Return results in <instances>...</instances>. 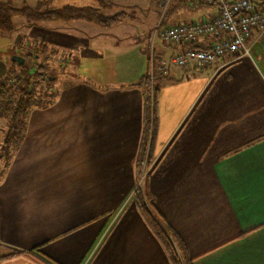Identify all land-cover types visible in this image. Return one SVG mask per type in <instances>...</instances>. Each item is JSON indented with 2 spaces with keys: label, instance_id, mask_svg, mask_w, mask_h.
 <instances>
[{
  "label": "crops",
  "instance_id": "obj_1",
  "mask_svg": "<svg viewBox=\"0 0 264 264\" xmlns=\"http://www.w3.org/2000/svg\"><path fill=\"white\" fill-rule=\"evenodd\" d=\"M43 1L52 7L95 3ZM165 5L166 24L218 14L201 0ZM90 24L39 23L45 30L39 40L67 52L75 66L51 104L31 109L10 158L0 155V264H43L38 258L47 264H170L132 201L144 100L136 83L147 72L153 26L143 46L138 28L119 46L95 41L98 33L83 30ZM246 44L248 54L169 67L158 80L167 77L155 94L145 146L153 166L145 189L183 241L190 264H264V29L254 30ZM178 50L156 42L159 56ZM6 52L0 78L14 55ZM118 73L120 84L111 85Z\"/></svg>",
  "mask_w": 264,
  "mask_h": 264
},
{
  "label": "trees",
  "instance_id": "obj_2",
  "mask_svg": "<svg viewBox=\"0 0 264 264\" xmlns=\"http://www.w3.org/2000/svg\"><path fill=\"white\" fill-rule=\"evenodd\" d=\"M94 2V5L52 7L43 0L34 4L22 2L19 5H14L10 1H0V35L3 32L9 33L15 28L12 22V18L15 15L23 18V21L27 22H24L26 26L61 19H83L103 27L118 23L127 16V12L124 10L111 15H104L103 11L112 6L110 0H94ZM18 38L15 45H18ZM10 48H7L9 52H11ZM20 51L18 55L23 58V61L18 63L8 58L9 67L0 78V118L6 121L2 147L5 150L3 155L6 160L14 153L23 138L29 111L33 107L48 106L53 96H55V92H47V89L52 88L57 79L55 67L50 63V57L54 55L56 50L49 47L43 40H38L33 52L23 46H21ZM136 84L142 87L144 94L147 92L148 77L146 72ZM157 88L158 85L154 87L155 94ZM154 102L152 114L150 115L149 104L147 100H143L142 133L134 165L135 177L139 175L147 144L149 117L152 118L153 122L155 119L156 97ZM147 159H150L149 154ZM132 201L139 215L163 248L169 263L190 264L183 241L160 217L147 190H142L136 186L132 192ZM38 260L43 264H47L39 258Z\"/></svg>",
  "mask_w": 264,
  "mask_h": 264
},
{
  "label": "built area",
  "instance_id": "obj_3",
  "mask_svg": "<svg viewBox=\"0 0 264 264\" xmlns=\"http://www.w3.org/2000/svg\"><path fill=\"white\" fill-rule=\"evenodd\" d=\"M166 1L162 3L159 18L150 32L146 50L149 85L143 98L149 101L151 109L154 103V80L159 75L165 76L169 67L214 64L227 54H248V37L254 30L264 29V0H201L217 7L218 14L214 18L175 24H166L163 20ZM204 37H209L210 41L202 47L198 42ZM158 40L173 44L180 50L168 56H159L156 53ZM151 134L152 121L147 143Z\"/></svg>",
  "mask_w": 264,
  "mask_h": 264
},
{
  "label": "rangeland",
  "instance_id": "obj_4",
  "mask_svg": "<svg viewBox=\"0 0 264 264\" xmlns=\"http://www.w3.org/2000/svg\"><path fill=\"white\" fill-rule=\"evenodd\" d=\"M12 1H13L12 3L14 5H19L22 2L33 4L36 0H12ZM69 1H71L72 3L74 1L79 2V3H81L82 1L86 2L84 0H69ZM164 1L165 0H113V2H114L113 6L109 7L108 10H104L103 11L104 15H111V14H113L119 10H124L125 12H127L126 18L124 20L118 22V23H115V24L109 26V27H103V26H100L94 22H91V24L88 27H83V30L89 34L90 33H98V34H93V35L97 36L96 38H99V39H95V41L99 40V41L104 42V40H105L108 42H112V44H113L114 40L115 41L117 40L116 45H118V41H119V46H122V45H125V43L127 41L126 39H129V36L133 35L134 32L137 31V28H138L141 32L140 38H138V40L141 39L140 45L143 46L144 40L146 39V33L149 31V29L155 23L156 19L158 18V14L161 13V7H162V3H164ZM90 2H91V0H87V3H90ZM23 20L24 19L18 15L13 16L12 22L15 25V28L12 31H10L9 33H7V32L1 33L2 35H0V55H2L3 53L5 54L6 49L10 48L12 46V44H14V45L12 48H10L11 52H9V50L7 49V52H6L7 57H9V55L11 53H14V55H18L21 52L20 51L21 46L30 49L32 52L34 51V49L37 45V42L39 40V35L41 33L45 34V30L44 31L40 30L43 27L39 26V24H31V25L26 26V25H24V22L25 23H27V22L23 21ZM101 36H103V38ZM17 38L19 39V42H17L18 45H15ZM148 42L149 41H147V43ZM147 43H146L147 46L145 45V47H146L145 51L147 50V47H148ZM110 49H111V46H110ZM108 50L109 49L107 48L104 52L109 53ZM111 50H113V47ZM66 53L63 51L57 50L54 53V55H52L50 57V63L53 64L52 65L53 67H55V71H56L55 74H56L57 79L55 82L56 83L55 86H53L49 90L47 89V92H53V93L55 92V96H56V92H58L59 89H61L67 85V82H65V80H63V78H65L64 75L65 74L70 75L71 74L70 72L73 70V68L75 66L72 62L71 63L68 62V60H70V58L66 57V55H67ZM73 60L79 62L81 59L79 60L78 57H73L72 61ZM115 62H116L115 58L112 57L110 60V64H112L113 67H115L114 69L117 70L116 65L114 64ZM145 62H144V65H145ZM84 67H85V65H84ZM172 67L173 66H171L170 68H172ZM110 68H111V66H110ZM117 71H119V70H117ZM120 76H121L120 73H118L117 75H111L110 84L111 85H119L120 82H118V81H119V78L121 79ZM79 77L82 79V76L79 75L78 78ZM122 78L125 79L124 77H122ZM161 79L162 78L159 75L154 80V87L156 85H158L157 90H160L163 87V85L165 84V81H167V77H166L165 80H163L161 83H159L158 80L161 81ZM148 85H149V80H148ZM55 96H53L50 104L55 99ZM143 96H144V93H143ZM154 101H155V93L153 94V102ZM147 103L149 104L148 100H147ZM154 104H155V102L153 103V106H154ZM148 109L150 111H152L153 107L151 109L150 106H148ZM28 117H29V113H28ZM2 120H3V124H5L6 121L4 119H2ZM151 121L153 123V120L151 119V117H149L148 125L150 124ZM3 127L4 126L0 125V141H2L4 139V134H5L4 129L5 128L3 129ZM148 130H149V126H148ZM147 134H148V132H147ZM2 146H3V144L1 143L0 144V155H2L3 151H5ZM148 149L149 148L145 149V151H144V156L142 158V164L140 167L139 175H138V177H135V179H136L135 183L137 182L136 186L140 187L142 190H145L146 178L148 177V175L152 169V166H153V162L150 159H147Z\"/></svg>",
  "mask_w": 264,
  "mask_h": 264
},
{
  "label": "water",
  "instance_id": "obj_5",
  "mask_svg": "<svg viewBox=\"0 0 264 264\" xmlns=\"http://www.w3.org/2000/svg\"><path fill=\"white\" fill-rule=\"evenodd\" d=\"M11 60L12 61H16L18 63H21L23 61V58L21 56H19V55H12L11 56Z\"/></svg>",
  "mask_w": 264,
  "mask_h": 264
}]
</instances>
